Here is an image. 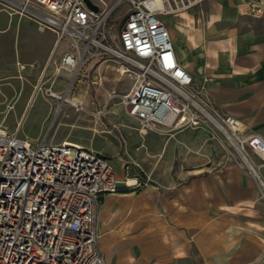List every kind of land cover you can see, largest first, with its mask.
I'll list each match as a JSON object with an SVG mask.
<instances>
[{"label": "crops", "instance_id": "0c3cea01", "mask_svg": "<svg viewBox=\"0 0 264 264\" xmlns=\"http://www.w3.org/2000/svg\"><path fill=\"white\" fill-rule=\"evenodd\" d=\"M249 1L203 0L161 18L178 61L203 94L218 110L241 118L247 131L264 138V13H247ZM40 31L43 38L37 45H27L12 56L4 42L8 25L0 27L3 117L17 101L22 100L24 110L42 89V82L27 76L53 71L68 52L67 41L57 42L53 30ZM18 37L16 29L15 40ZM11 70L20 72L14 80L6 76ZM61 75L71 73L61 70ZM128 79L124 91L131 84ZM75 116L72 109H65L64 121ZM124 126L130 147L139 145L140 176L146 183L126 186L123 162L110 158V149H95L114 164L119 186L103 195L97 213L99 244L108 264H264L261 189L252 173L221 157L210 128L188 127L164 135ZM55 141L79 143V135ZM256 163L264 177V165Z\"/></svg>", "mask_w": 264, "mask_h": 264}, {"label": "built area", "instance_id": "2783aa9c", "mask_svg": "<svg viewBox=\"0 0 264 264\" xmlns=\"http://www.w3.org/2000/svg\"><path fill=\"white\" fill-rule=\"evenodd\" d=\"M90 1L97 10L86 0H0L33 19L40 30H53L57 42L70 40L60 69L71 75L90 55L115 56L120 72L131 79L122 101L142 129L165 133L209 126L243 157L251 151L264 165V138L203 94L178 61L161 18L203 0ZM125 1L130 7L114 36L109 22ZM246 12L263 14L264 0H250ZM18 130L0 129V264H108L99 244L97 213L103 195L119 190L114 165L83 144L46 137L33 143ZM127 178L126 186L146 183L137 177L130 185Z\"/></svg>", "mask_w": 264, "mask_h": 264}, {"label": "rangeland", "instance_id": "374dc122", "mask_svg": "<svg viewBox=\"0 0 264 264\" xmlns=\"http://www.w3.org/2000/svg\"><path fill=\"white\" fill-rule=\"evenodd\" d=\"M113 1L115 0H107L109 4ZM129 7L130 3L125 1L113 12L109 22V30L114 36L119 33ZM15 10L16 8L3 5L0 2V27L8 25L4 42L6 47L9 48V54L12 56L15 53L21 54L20 51L27 45H37L38 41L43 38L42 32L33 24L32 21L34 20ZM16 29L19 32V37L15 40ZM65 41L68 43V51L71 50L70 40L64 38L62 44ZM61 58L56 63L53 71H45L42 76L43 72L27 76L35 83L42 82V89L31 97L24 110L22 100H20L4 117L3 113H0V122L2 121L0 125L7 128L8 131H13L16 127H19L18 135L29 139L33 143L44 137L48 141L56 142L55 140H59L68 134L79 135V143L85 146L101 151L103 149L112 150L113 153L109 156L113 160L117 159L123 162L122 168L125 178L138 177L141 179L139 155L137 153L139 145L136 143L130 147V135L125 132L124 124L134 128V132L142 134L151 132L168 135L170 132L160 133L149 129L143 132L139 121L128 114L122 101V94L129 85L130 80L120 72L121 65L115 56L90 55L75 74L65 76L61 75ZM19 74L18 70H11L6 76L10 80H14L13 78ZM55 83L56 85H54ZM52 89H56L59 96H68V99L53 96L51 94ZM79 102H82V105ZM66 108L75 112L76 116L73 121H64L63 114ZM45 114H47V117L43 119ZM206 127L211 129L210 138L217 141L221 157L227 163L238 165L243 172H251L250 163L242 154L226 141L218 130L209 126ZM139 133L138 135H140ZM148 137H150V134ZM249 157L255 164H257L256 161L263 162L258 155L251 151H249ZM259 167L257 164L260 173ZM262 172L264 173V168ZM254 176L263 195L264 189L256 175Z\"/></svg>", "mask_w": 264, "mask_h": 264}, {"label": "bare ground", "instance_id": "6f19581e", "mask_svg": "<svg viewBox=\"0 0 264 264\" xmlns=\"http://www.w3.org/2000/svg\"><path fill=\"white\" fill-rule=\"evenodd\" d=\"M36 88H37V90L39 89V84H36ZM104 91V90H103ZM106 91V90H105ZM51 94L52 95H58L59 96V93L56 91V90H51ZM59 97H61V98H64V99H68L67 97H65V96H63V95H60ZM75 103V102H74ZM244 158L250 163V166L252 167V168H254L255 170H256V172L260 175V178H261V182H263V183H261L262 185H263V187H264V178L261 176V174L259 173V171H258V168H257V164H255V163H253V161L250 159V157L246 154V156L244 155ZM260 168V167H259ZM128 183L131 185V184H134V183H136V179H134V178H129L128 179Z\"/></svg>", "mask_w": 264, "mask_h": 264}, {"label": "water", "instance_id": "95a60500", "mask_svg": "<svg viewBox=\"0 0 264 264\" xmlns=\"http://www.w3.org/2000/svg\"><path fill=\"white\" fill-rule=\"evenodd\" d=\"M86 1H87V3H88L91 7H93L94 9L97 10L98 7H97L95 4L91 3L90 0H86Z\"/></svg>", "mask_w": 264, "mask_h": 264}, {"label": "trees", "instance_id": "16d2710c", "mask_svg": "<svg viewBox=\"0 0 264 264\" xmlns=\"http://www.w3.org/2000/svg\"><path fill=\"white\" fill-rule=\"evenodd\" d=\"M126 190H128V189H126Z\"/></svg>", "mask_w": 264, "mask_h": 264}]
</instances>
